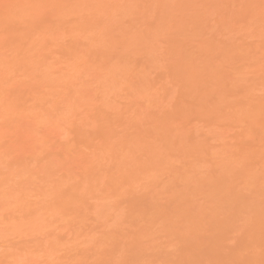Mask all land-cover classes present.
<instances>
[{
	"label": "bare ground",
	"instance_id": "obj_1",
	"mask_svg": "<svg viewBox=\"0 0 264 264\" xmlns=\"http://www.w3.org/2000/svg\"><path fill=\"white\" fill-rule=\"evenodd\" d=\"M0 264H264V0H0Z\"/></svg>",
	"mask_w": 264,
	"mask_h": 264
}]
</instances>
